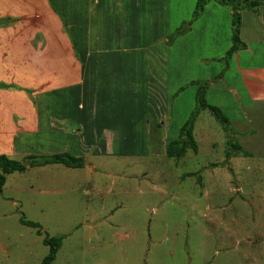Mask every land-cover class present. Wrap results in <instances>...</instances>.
Listing matches in <instances>:
<instances>
[{
    "label": "rangeland",
    "instance_id": "rangeland-1",
    "mask_svg": "<svg viewBox=\"0 0 264 264\" xmlns=\"http://www.w3.org/2000/svg\"><path fill=\"white\" fill-rule=\"evenodd\" d=\"M169 40L157 46L159 40H137L147 46L149 63H160V71L148 70L147 82L102 80L96 99L107 117L97 122L108 149L84 156L82 169L47 166L7 177L0 193V264H42L49 254L22 218L39 224L44 236L65 237L53 264H264V135L260 150H248L259 157L234 154L235 139L203 112L193 134L198 155L189 150L169 159L168 144L196 107L191 84L216 79L223 64L200 69L175 60ZM2 73L15 89L12 97L0 93V155L24 162L59 153L44 148L43 128L31 119L44 110L37 101L43 86L17 85L14 71ZM156 101L163 103L158 111ZM21 115L33 128L20 125ZM256 120L264 134V116Z\"/></svg>",
    "mask_w": 264,
    "mask_h": 264
},
{
    "label": "crops",
    "instance_id": "crops-1",
    "mask_svg": "<svg viewBox=\"0 0 264 264\" xmlns=\"http://www.w3.org/2000/svg\"><path fill=\"white\" fill-rule=\"evenodd\" d=\"M54 1L67 15L76 48L48 0H0V19L16 20L0 27V73L7 68L14 71L17 85L43 86L37 101L44 110L34 112L31 119L35 128H43L45 149L60 151L53 155L72 153L85 158L110 147L106 131L97 122L107 117L96 99L102 80L147 82L148 70L160 71V63L152 60L155 66L151 65L147 46L137 40L154 39L159 40L154 45L164 44L163 40L190 22L198 0ZM212 38L218 39V44L207 45ZM195 39L198 45L192 46ZM241 41L246 49L232 56L219 83H211L207 101L223 111L231 122L234 142L254 159L259 157L258 151L248 150H260L263 141L259 135H264L256 128V119L264 116V6L258 13L242 12ZM231 47L232 11L211 1L189 33L172 44L171 51L175 60L205 69L208 63L224 58ZM217 69L221 74L225 65H217ZM215 77L196 81H213ZM2 79L3 73L0 83L9 85L7 78ZM89 84L92 97L87 105ZM13 91H0L9 93L1 99L14 96ZM157 103L158 111L163 103ZM19 118L20 125L33 128L23 115ZM30 132L33 130L28 129L27 134Z\"/></svg>",
    "mask_w": 264,
    "mask_h": 264
},
{
    "label": "trees",
    "instance_id": "trees-1",
    "mask_svg": "<svg viewBox=\"0 0 264 264\" xmlns=\"http://www.w3.org/2000/svg\"><path fill=\"white\" fill-rule=\"evenodd\" d=\"M54 13L61 19L71 41L76 48L74 35L69 30V24L65 13L57 6L54 0H48ZM214 1L218 5L229 8L232 11V47L227 52L224 58L216 61L225 65V70L213 81H198L191 85L197 87L196 107L191 113L188 121L180 130V135L177 140L171 141L166 150V155L169 159H182L188 151L191 150L195 155H198V146L194 139V129L197 120L203 112H208L222 126L223 130L234 139V131L230 120L226 117L223 111L215 106H212L207 101V93L212 82L217 83L225 74L232 56L246 49V45L241 41L242 27V12L251 11L258 13L260 8L264 6V0H198L195 12L189 23L184 24L169 40V45L173 44L177 39L189 33L191 26L201 18L206 6ZM16 23L13 19H0V27H8ZM15 89L14 86L0 84V91ZM234 142V140H233ZM232 153H242L248 157L242 148L237 144L230 143ZM231 157V156H229ZM63 166L68 169H82L85 166V161L82 157H76L68 153L57 154L53 156H30L24 162L11 160L4 155H0V193L3 192L7 177L14 174H24L29 169L41 168L47 166ZM21 224L26 227L33 228L37 231L38 236L43 237V244L49 248L48 256L43 260L42 264H53L61 250L65 237L51 238L44 236L42 228L39 224L21 219Z\"/></svg>",
    "mask_w": 264,
    "mask_h": 264
}]
</instances>
